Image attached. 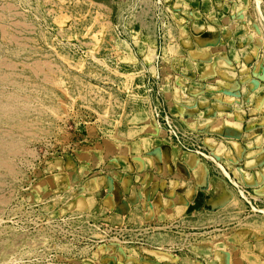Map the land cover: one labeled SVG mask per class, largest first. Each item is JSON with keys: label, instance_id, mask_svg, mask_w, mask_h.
Returning a JSON list of instances; mask_svg holds the SVG:
<instances>
[{"label": "rangeland", "instance_id": "rangeland-1", "mask_svg": "<svg viewBox=\"0 0 264 264\" xmlns=\"http://www.w3.org/2000/svg\"><path fill=\"white\" fill-rule=\"evenodd\" d=\"M176 1L188 13L194 1L233 0H0V264H156L153 252L200 238L177 221L117 224L95 203L75 205L84 184L118 168L120 139L146 126L225 173L164 100ZM244 1L226 23L213 7L200 20L219 35L239 26L264 50V0ZM228 178L244 215L264 214Z\"/></svg>", "mask_w": 264, "mask_h": 264}, {"label": "crops", "instance_id": "crops-1", "mask_svg": "<svg viewBox=\"0 0 264 264\" xmlns=\"http://www.w3.org/2000/svg\"><path fill=\"white\" fill-rule=\"evenodd\" d=\"M185 2L176 1L178 40L163 51L164 100L225 173L181 150L161 128L146 126L120 139L118 168L84 184L75 205L95 203L99 215L117 224L177 221L200 231L187 251L153 252L156 264H264V214L244 215L228 181L264 203L263 46L243 41L239 26L219 35L200 20L213 7L217 19L229 14L221 18L226 23L243 7L248 11V1H194L188 13L180 9Z\"/></svg>", "mask_w": 264, "mask_h": 264}]
</instances>
